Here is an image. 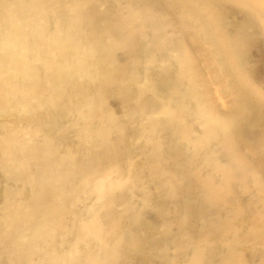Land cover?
<instances>
[{"label":"bare ground","instance_id":"obj_1","mask_svg":"<svg viewBox=\"0 0 264 264\" xmlns=\"http://www.w3.org/2000/svg\"><path fill=\"white\" fill-rule=\"evenodd\" d=\"M0 264H264V0H0Z\"/></svg>","mask_w":264,"mask_h":264},{"label":"rangeland","instance_id":"obj_2","mask_svg":"<svg viewBox=\"0 0 264 264\" xmlns=\"http://www.w3.org/2000/svg\"><path fill=\"white\" fill-rule=\"evenodd\" d=\"M114 104L117 105L116 102H115V103L113 102V105H114ZM145 213L151 216V214H154V211H153L152 213H151L150 211H149L148 213H147V212H145Z\"/></svg>","mask_w":264,"mask_h":264}]
</instances>
